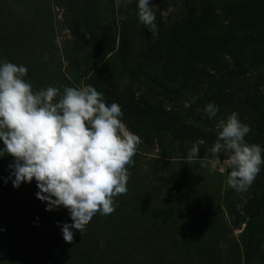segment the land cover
Masks as SVG:
<instances>
[{
    "label": "trees",
    "instance_id": "obj_1",
    "mask_svg": "<svg viewBox=\"0 0 264 264\" xmlns=\"http://www.w3.org/2000/svg\"><path fill=\"white\" fill-rule=\"evenodd\" d=\"M125 1L120 0L119 5L117 1L114 2L117 17L111 23L112 28L106 30L110 35L115 34L114 31L120 33L116 46L111 40L113 35L109 36L105 30L97 32L91 22L83 24L90 38L86 41L88 47L84 45L75 47L79 50L88 48L78 58L81 69L79 75L80 69L77 71L78 66L75 67L78 65L75 64V60L79 52L71 51L73 48L68 44L63 45L61 58L59 57L61 51L54 44L55 29L51 0H0V61L25 66L28 72L24 79L32 84L34 93L52 86L59 88L62 95L65 87H82V81H85V86H96L97 91L103 93L105 102L116 101L121 106L124 113L122 120L130 127L132 133L137 134L135 127L142 124L144 127L150 126V135L154 133L159 136L161 131L166 135L164 120L159 115L163 114V105H157L158 113L157 110H151L154 107L150 106L149 102L157 99L169 100L177 96L181 70L195 68L196 71L202 68L203 71L209 66L216 69L222 64L221 53H227L240 74L250 68L254 70L264 68V22L257 33L250 32L244 27L238 35L212 37L208 32L207 22H203V32L198 31V27L194 29L187 26L188 19H184L179 28L182 29L186 41L182 42L179 53L165 58L164 62L156 67V71L149 74L141 65L143 61L149 59L150 54L143 56L144 60L137 56L139 39L138 35H133L135 22L125 7ZM74 3L75 1L69 0L65 5L69 13L73 11ZM223 3L226 6L221 9L228 10L227 7L233 5L235 0H206L204 7H207L208 11L216 8L215 5L223 6ZM24 6L27 14L22 12ZM91 17L89 14V18ZM77 18L72 17L71 24L78 28L81 20ZM71 37L75 46H79L81 36L78 29L73 31ZM142 38L143 36L141 40ZM142 47L145 48V40ZM144 48L142 54L148 53ZM61 61L66 63L65 68ZM205 76L209 77L211 89L218 92L219 98L228 101L224 95L227 93L233 108L239 112L247 111L251 121L258 123L256 133L251 129L245 139L249 144L259 145L258 139L264 136V97L262 99L259 97L253 99L252 95L239 97L234 89H231V95L225 90L222 91L231 80L233 86L240 83V75L237 72H229L225 78L220 75ZM198 77L195 75L196 81L200 80ZM141 90L146 91L147 99L144 96L137 98ZM207 104L208 102H204V108ZM254 109H258V114L251 113ZM148 111L158 115L151 119L147 118ZM255 116L258 118H254ZM142 118L145 121H142ZM145 136L146 134L143 135ZM2 147L4 145L0 141V148ZM181 150L185 151L183 147ZM162 151L164 152L163 146ZM199 152L202 156L197 159H204L206 152L204 148ZM166 158L162 156L164 161L155 159L152 160V164L146 165L148 168L146 175L142 168L144 164L141 166L138 159L135 160L133 157L134 163L128 165L130 172L128 191L114 197L115 211L109 215L97 213L98 217L87 223L82 232L73 229L74 236L78 233L92 242L97 231H101L105 244L100 255L95 254L91 258L92 261H87L77 250L78 245L63 239V223H72L68 209L61 206L52 211L46 210L47 202L41 201L36 195L40 190L35 180L32 183H24V186L31 185L34 191L32 197L28 199L25 194L21 195L11 180L8 183L4 182L6 174L0 175V264H25L28 258L34 260L36 257L41 260H35L38 264H179V260L185 264H261L264 244L247 241L249 236L257 233L258 220L250 212L247 213L253 222H249L240 245L226 240L227 234L233 233V229L227 225L213 226L208 233H204L219 237L218 240H212L206 245L199 237L203 233L195 223L188 227L187 233L190 237L187 239L185 235L187 242L182 232H179L177 242L171 233L165 231L164 220L167 222L172 210L179 206L176 192L179 179L176 172V178L164 184L154 171L166 163ZM13 159L11 156L0 158V168H3L6 161L12 162ZM225 160L226 156L222 155L221 161ZM149 172L155 173L154 181L149 178L151 174ZM159 202L163 205L160 206ZM255 204L256 200L253 205ZM214 218L220 223L223 221L216 215ZM166 237H169L170 242H166L168 246L164 249L157 241L159 239L166 241Z\"/></svg>",
    "mask_w": 264,
    "mask_h": 264
},
{
    "label": "rangeland",
    "instance_id": "obj_2",
    "mask_svg": "<svg viewBox=\"0 0 264 264\" xmlns=\"http://www.w3.org/2000/svg\"><path fill=\"white\" fill-rule=\"evenodd\" d=\"M68 1L51 0L54 17L53 27L55 29L54 44L60 51L63 49V45L66 46L68 44L70 48H73L71 51L79 52L75 60V64H78L75 66H78L76 70L79 71L80 64L78 63V58L88 48L79 50V48L75 49V47L83 45L84 47H88L86 41L90 38L83 24L91 22L97 32L105 30L108 34L106 30L112 28L111 23L117 17V9L114 8V2L117 0H73L75 1V5L73 11L70 13L65 8ZM150 3L155 7L154 11L156 14L155 23L157 25L158 36L155 39L152 38L151 31L138 20L137 0L125 1V7L129 10L128 13H130L135 22L133 35H138L139 39V45L136 48L137 56H140L144 60L143 56L150 54L149 59L143 61L141 65L149 74L156 71V67L160 63H163L165 58H168L170 55L173 56L176 52L179 53L180 48H182V42L186 41L182 29L179 28V24L183 23L184 19H188L187 26L189 25L190 28L194 27V29L198 27V31L202 30L203 32V22H207L208 32L212 37L238 35L244 27L250 32L257 33L262 28L261 24L264 22V0H235L233 5L227 7L229 8L228 10L221 9V7L226 6L223 3V6L215 5L216 8L208 11L207 7H204L206 6V0H150ZM22 12L24 14L28 13L25 6ZM89 14H91V18H89ZM72 17L74 19L78 17L77 19L81 20L78 28L71 24ZM77 29L81 36L79 46H75L71 37L73 31H77ZM114 33L108 35L114 36L111 40L113 41V45L116 43V46L120 33L115 31ZM144 40L145 48L142 47ZM141 41L142 43H140ZM142 48L147 50L148 53L142 54ZM61 53L63 54L61 51L59 57L62 58ZM220 56L222 64L216 69L209 66L203 71L202 68L196 71H194L195 68L181 70L180 88L178 84L177 96L164 101L162 99H151L152 101L149 102V105L154 107L151 109L152 111L157 110L159 113L157 105H163V114L159 115L164 120L166 135L162 131L160 132V136L154 133L150 135V126L144 127L145 125L142 124L136 126L135 130L139 133L137 134L141 138V142L137 146L134 159L136 160L137 158L141 166L144 164L142 168L144 174L147 175L148 168L146 165L152 164V160L155 159L162 160V156H165L167 157L166 163L161 165V168L154 169L157 173L156 175L163 180L164 184H167L174 177H178V186L176 187L177 190H175L177 197H179V206L172 210L168 221L164 220L163 223L165 231L171 233L173 239L177 242H179V232L183 233L184 239H186L185 235H187V239L190 237L187 232L191 223H195V226L199 227V230L203 233L199 237L205 245L212 240H218L219 237L217 235H206L204 233H208V231L214 228L213 226L220 224L227 225V227L233 229V233L227 234L226 240L237 242L240 245L244 232L247 231L249 224L253 222L249 218L251 216L247 213L250 212L258 220L256 223L257 233L249 236L247 241L264 244V165L261 166L260 173L248 190L240 192L231 188L226 182L231 169L221 161V156L225 155L226 159H228V155L225 152L215 155L210 152L217 139V124L221 119H226L231 113H238L240 120L248 124L250 128L252 127L251 129L254 133H256V127L259 125L251 121L247 111L239 112L236 108H233L231 101L227 97V93L224 95L228 101L219 98L217 96L218 92H214L211 89L209 77L205 76V74H210L211 76L220 75V77L225 78L229 72H237L240 75V83L238 82L236 86H233L234 83L231 80L228 86L222 88V91L225 90L231 95V89H234L239 97L252 95L253 99L258 97L262 99L264 97V68L259 70L250 68L240 74L227 53H221ZM61 62L65 68L66 63ZM80 74L81 69L79 71ZM195 75L199 76L200 80L196 81ZM171 78L172 76L169 77V79ZM82 86H85V81H82ZM94 87L96 88V86ZM145 92V90L139 91L137 98L146 97ZM204 102L214 103L219 106L220 111L215 118L206 116ZM258 112V109L251 111L253 115L258 114ZM148 115L146 117L151 119L158 114L148 111ZM254 118L258 117L255 116ZM141 120L145 121L144 118ZM191 121L193 124H190ZM126 128L131 131L130 127L126 126ZM144 134H146L145 137H143ZM258 140H260L259 145L261 143V147L264 148V136H260ZM196 142H199V150L204 148L206 151L204 159L188 161V152L192 144ZM162 146L164 152L162 151ZM181 147L185 151H182ZM201 156L202 154L199 152L198 158ZM213 160L219 161L215 171L211 168V161ZM204 162L208 163V167L202 166ZM10 163L7 161L4 163L3 168H0V175L6 174L7 177L10 175ZM221 168L224 169L223 172L220 171ZM149 173H151L150 175L148 174L149 178L154 181L153 175L155 173ZM31 187V185L24 186L23 183L18 190L21 192V195L25 194L26 198L29 199L34 192ZM255 200L256 204L253 205ZM159 204L160 206L163 205L162 202H159ZM215 215L221 218L223 223L218 222L214 218ZM97 217L98 215H95L93 217L94 220ZM235 226L237 227L235 228ZM104 239L101 231H97L96 235H94L93 242L88 241L86 237H82L77 233L73 236L72 243L73 245H78L77 250L88 261L95 254L100 255L103 250L102 246L105 244ZM166 242H170L169 237L166 241L161 239L157 241V243L162 244L164 249L168 246ZM261 259L263 260L261 264H264V256ZM35 260L41 261L38 257L34 260L28 258L25 264H38ZM179 264L185 263L179 260Z\"/></svg>",
    "mask_w": 264,
    "mask_h": 264
},
{
    "label": "clouds",
    "instance_id": "obj_3",
    "mask_svg": "<svg viewBox=\"0 0 264 264\" xmlns=\"http://www.w3.org/2000/svg\"><path fill=\"white\" fill-rule=\"evenodd\" d=\"M137 8L139 22L157 38L155 7L150 0H137ZM27 72L23 65L0 61V141L4 145L0 158H14L4 182L11 180L18 189L35 180L40 190L36 195L47 202L46 210L68 209L72 223H63L62 235L70 243L73 229L82 232L97 213L115 211L114 197L128 191V165L134 163L141 138L126 128L121 106L116 101L105 102L95 87H65L60 95L59 88L49 86L34 93L24 79ZM219 111L214 103L205 107L209 118ZM217 129L210 152L228 155L224 161L231 169L227 184L247 191L264 165V148L246 141L251 128L236 112L221 119ZM198 157L196 142L187 160ZM217 163L211 161L213 171Z\"/></svg>",
    "mask_w": 264,
    "mask_h": 264
}]
</instances>
